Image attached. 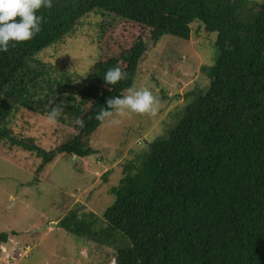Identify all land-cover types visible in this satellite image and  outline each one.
<instances>
[{
	"label": "trees",
	"instance_id": "16d2710c",
	"mask_svg": "<svg viewBox=\"0 0 264 264\" xmlns=\"http://www.w3.org/2000/svg\"><path fill=\"white\" fill-rule=\"evenodd\" d=\"M94 8L147 27L154 44L165 35L188 41L199 22L216 34L217 56L201 68L208 87L186 93L164 134L120 165L109 190L115 201L102 218L70 211L57 226L114 249L116 264H264V0H54L38 13V34L0 53V147L41 156L36 173L60 154L97 153L88 146L103 123L94 114L131 86L145 40L100 58L79 86L36 57L71 37ZM120 62L126 77L107 85L105 71ZM51 99L63 109L55 123L68 122L71 138L51 150L17 138L12 118L22 109L45 115ZM10 234L0 233V243Z\"/></svg>",
	"mask_w": 264,
	"mask_h": 264
},
{
	"label": "rangeland",
	"instance_id": "374dc122",
	"mask_svg": "<svg viewBox=\"0 0 264 264\" xmlns=\"http://www.w3.org/2000/svg\"><path fill=\"white\" fill-rule=\"evenodd\" d=\"M200 25H191L188 41L165 35L154 44L147 27L94 8L79 19L71 37L37 54L53 66V76L67 75L79 86L96 61L106 54L119 57L142 37L147 46L130 87H147L159 105L155 116L134 114L116 126L103 122L88 141L97 153L85 158L60 154L37 173L41 156L8 143L0 147V233H13L8 238L29 247L15 264H112L114 249L78 238L57 221L70 211L102 218L115 201L109 190L122 177L120 165L146 151L144 140L164 134L190 99L186 93L208 87L201 68L216 59V34ZM120 68L124 71L123 62ZM46 115L20 110L12 118V133L45 150L69 140L74 130L68 122L52 123Z\"/></svg>",
	"mask_w": 264,
	"mask_h": 264
},
{
	"label": "clouds",
	"instance_id": "9594fccd",
	"mask_svg": "<svg viewBox=\"0 0 264 264\" xmlns=\"http://www.w3.org/2000/svg\"><path fill=\"white\" fill-rule=\"evenodd\" d=\"M53 3L54 0H0V53H6L10 47L29 41L38 34L44 21V17L38 13L41 9H51ZM126 75L127 73L120 67L114 66L105 71L103 80L112 86ZM125 93L107 98L106 104L94 114V118L116 126L121 123L122 118L134 114L149 116L157 114L158 99L147 87H129ZM50 105L53 106H50L46 119L55 123L63 109L59 106L60 103H53L52 99ZM75 123L80 127L84 126V121L80 118H76ZM112 264H116L115 257Z\"/></svg>",
	"mask_w": 264,
	"mask_h": 264
},
{
	"label": "built area",
	"instance_id": "2783aa9c",
	"mask_svg": "<svg viewBox=\"0 0 264 264\" xmlns=\"http://www.w3.org/2000/svg\"><path fill=\"white\" fill-rule=\"evenodd\" d=\"M10 245L12 246L10 247ZM28 251L29 247L21 246L13 238H8L7 242L0 244V256L4 258V264H15L19 259L26 257Z\"/></svg>",
	"mask_w": 264,
	"mask_h": 264
},
{
	"label": "water",
	"instance_id": "95a60500",
	"mask_svg": "<svg viewBox=\"0 0 264 264\" xmlns=\"http://www.w3.org/2000/svg\"><path fill=\"white\" fill-rule=\"evenodd\" d=\"M144 142L146 143V145L148 144L146 140H144ZM77 158V157H76Z\"/></svg>",
	"mask_w": 264,
	"mask_h": 264
}]
</instances>
